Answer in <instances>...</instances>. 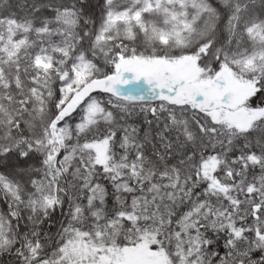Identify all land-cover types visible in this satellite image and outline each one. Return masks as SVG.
I'll return each mask as SVG.
<instances>
[{
  "label": "snow or ice",
  "instance_id": "1",
  "mask_svg": "<svg viewBox=\"0 0 264 264\" xmlns=\"http://www.w3.org/2000/svg\"><path fill=\"white\" fill-rule=\"evenodd\" d=\"M0 264H264V0H0Z\"/></svg>",
  "mask_w": 264,
  "mask_h": 264
}]
</instances>
